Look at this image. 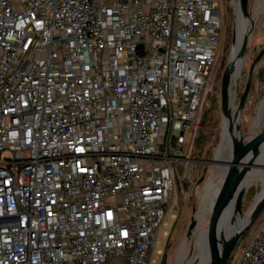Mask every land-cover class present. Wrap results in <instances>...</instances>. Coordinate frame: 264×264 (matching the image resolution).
Wrapping results in <instances>:
<instances>
[{"label":"built area","instance_id":"2783aa9c","mask_svg":"<svg viewBox=\"0 0 264 264\" xmlns=\"http://www.w3.org/2000/svg\"><path fill=\"white\" fill-rule=\"evenodd\" d=\"M221 4L0 0V264H156ZM232 254L264 264V223Z\"/></svg>","mask_w":264,"mask_h":264},{"label":"rangeland","instance_id":"374dc122","mask_svg":"<svg viewBox=\"0 0 264 264\" xmlns=\"http://www.w3.org/2000/svg\"><path fill=\"white\" fill-rule=\"evenodd\" d=\"M231 1L222 0L221 4L223 17L219 44V65L215 73L213 92L208 94V97L199 110L198 124L195 127V131L191 136L186 138V158L196 163L192 166H186L185 163L183 165L176 164L178 178H175V190L178 196V202L172 211H170L166 226L160 236L156 264L161 263L164 254L167 256L166 264H181L175 258V252L186 236L189 230V223L195 213L197 215V222L195 223L197 228L194 234L190 236V242L195 243V254L199 253L204 245L201 241L196 244L197 239L200 236L203 237L205 233L213 228L215 205L211 206L210 210L202 213V215L199 214L202 207L207 203L210 205V198L206 197L208 191L218 179L224 178L226 174L225 167L218 163L221 160L219 155L220 149L224 141L228 140V136L225 132L224 121L222 120L221 122L217 93L231 49V39L234 29V11L232 5L230 6ZM248 10L250 12V18L253 21V30L248 39V48L244 59L245 63L236 80L235 95H233L231 101V107L239 106L247 81L246 76L250 68L256 63L251 75L252 79L247 93V100L240 110L241 120L239 128L243 131L246 140L249 133V120L252 114L256 113L257 105L264 101V0H249ZM235 27H237L236 22ZM262 132H264V122L260 133ZM176 155H180V153L176 151ZM213 157L216 159V162L210 163L209 161ZM261 189L262 187L260 185H253L249 191L243 194L242 211L248 209L257 194L261 192ZM185 194L186 196H184ZM208 223L211 224V227L207 226ZM263 223L264 207L248 231L240 239L233 254L247 246L253 234ZM210 244L207 242L206 247Z\"/></svg>","mask_w":264,"mask_h":264},{"label":"water","instance_id":"95a60500","mask_svg":"<svg viewBox=\"0 0 264 264\" xmlns=\"http://www.w3.org/2000/svg\"><path fill=\"white\" fill-rule=\"evenodd\" d=\"M249 0H236L235 5L233 7L234 11V23H233V34L231 39V49L227 58V66L225 67L221 81L218 88V98H219V108L221 112V122L222 120L228 121L232 124L235 132L238 137L236 139V146L234 147L230 159V164L228 170L224 176V180L222 182L220 191H219V202L225 211L228 212V220H227V235L222 239L220 243V247L214 253L212 252V257L210 258V264H228L229 257L235 251L237 244L243 235L248 231L249 227L256 220V218L261 213V210L264 207V197L254 206L252 209V213L245 224L233 230L232 226L234 224V219L236 213H242L241 205L244 197L243 185L245 182V176L247 170L241 169V165L243 164V160L246 158H251L254 156L261 147L264 146V132L259 133L255 138L246 142L240 135L239 126L234 123L232 115H231V94L230 90L232 85L238 79L241 69L245 63V55L248 48V39L253 30V21L250 18V12L248 10ZM240 20V25L242 27L241 37L238 42L237 51L235 53V61H230L234 50L236 49V20ZM256 64V63H255ZM255 64L250 68L247 74V81L245 83V89L243 91V95L241 97L238 111L241 114V109L245 104L248 97V90L251 83V75L254 69ZM210 163L214 162V157ZM193 220V219H192ZM192 220L190 222H192ZM207 226L211 227V224H207ZM167 256L163 255L160 264H166Z\"/></svg>","mask_w":264,"mask_h":264},{"label":"bare ground","instance_id":"6f19581e","mask_svg":"<svg viewBox=\"0 0 264 264\" xmlns=\"http://www.w3.org/2000/svg\"><path fill=\"white\" fill-rule=\"evenodd\" d=\"M235 5V4H234ZM236 49L234 50V53L232 54L230 61H235V53L237 51L238 42L241 37L242 27L240 25L239 19L236 20ZM237 84L236 82L232 85V88L230 90L231 99L233 97L235 88ZM231 115L233 118L234 123H236L238 126H240V120H241V114H239L238 108L233 106L230 108ZM224 121L225 125V132L228 136V140H225L223 143L222 148L220 149L219 155L221 157V160L218 161L219 164L223 165L225 167V172H227L230 159L232 155V151L234 147L236 146V139L238 137L237 133L235 132V129L233 128L232 124H230L228 121ZM264 122V101L260 102L257 105L256 113H253L250 120H249V133L247 135V140L245 139L243 135V131L240 132L241 137L244 141L248 142L249 139L255 138L261 131L262 125ZM243 164L241 165V169L247 170L246 176H245V182L243 185L244 193L249 191V189L253 185H260L262 187L261 192L257 194L255 199L252 201L250 206L246 211H242V213H236L234 224L232 226L233 230H236V228L242 227L245 222L248 220L252 213V209L254 206L264 197V146L260 148V150L251 158H246L243 160ZM214 162H216V159H214ZM224 178L218 179V181L215 182V184L211 187V189L208 191L206 197L210 198V205L207 203L204 207H202L201 212L199 215H202V213L209 211L210 207L215 205L214 209V217H213V228L207 233H205L202 236H200L196 244H198L200 241L204 243L203 249L199 253H194L195 249V243H191L190 236H192L197 228L196 222H197V215L194 214L192 222L189 223V230L186 234V236L183 238L180 246H178L176 252H175V258L180 261L181 264H210V258L212 257V252L214 253L217 251L220 247V243L223 238L226 237L228 229H227V220H228V212L224 210V208L221 206L219 202V191L222 185ZM206 203V202H205ZM207 242L211 243L209 246L206 247ZM201 245V244H200ZM206 247V248H205Z\"/></svg>","mask_w":264,"mask_h":264}]
</instances>
